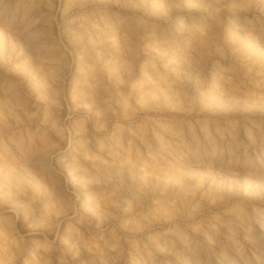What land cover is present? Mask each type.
<instances>
[{
    "label": "rangeland",
    "instance_id": "obj_1",
    "mask_svg": "<svg viewBox=\"0 0 264 264\" xmlns=\"http://www.w3.org/2000/svg\"><path fill=\"white\" fill-rule=\"evenodd\" d=\"M0 264H264V0H0Z\"/></svg>",
    "mask_w": 264,
    "mask_h": 264
}]
</instances>
